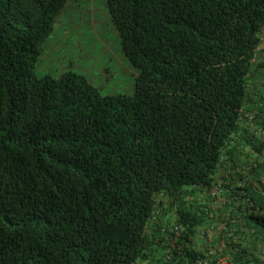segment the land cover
Here are the masks:
<instances>
[{
	"label": "trees",
	"instance_id": "1",
	"mask_svg": "<svg viewBox=\"0 0 264 264\" xmlns=\"http://www.w3.org/2000/svg\"><path fill=\"white\" fill-rule=\"evenodd\" d=\"M66 2L0 0V264H137L155 250L147 226L173 224L172 258L190 264L212 215L194 195L223 165L246 175L224 200L242 236L223 242L228 264H264V140L243 112L264 67V0H104L132 93L102 92L71 63L35 74Z\"/></svg>",
	"mask_w": 264,
	"mask_h": 264
},
{
	"label": "rangeland",
	"instance_id": "2",
	"mask_svg": "<svg viewBox=\"0 0 264 264\" xmlns=\"http://www.w3.org/2000/svg\"><path fill=\"white\" fill-rule=\"evenodd\" d=\"M42 48L43 51L35 68L37 76L42 74L57 76L71 63L76 72L84 74L102 92L132 93L134 89L136 70L121 52L119 37L109 20L104 0H67L66 5L55 18L53 30L43 42ZM257 90L260 94L263 93L260 88ZM260 101L261 99L251 103L246 112L243 110L244 113L255 115L252 124L248 123L250 130L264 128ZM252 142L255 146L260 145L256 138ZM251 150V148L246 149L250 161L253 159ZM248 166L243 165L241 169L246 171ZM242 176L240 180V173H236L233 167L220 168L213 185L220 184L223 191L217 196H212L210 187L206 191L199 190L194 195V200L197 203H204L212 213L211 219L200 224L197 229L209 231L210 239L216 237L219 248L217 250L214 247L213 255L223 256L224 259L229 257L230 253L223 242L235 243L240 237L242 238L240 230L232 231L225 224L227 214L224 204L226 195H230V189L242 184V180L245 182L246 175ZM167 212L166 200L163 199L156 215L164 228L174 223L173 216L166 218ZM237 223L238 221H235L232 227ZM164 247L165 245L162 246V251ZM255 248L260 259L264 261V247L257 244Z\"/></svg>",
	"mask_w": 264,
	"mask_h": 264
},
{
	"label": "crops",
	"instance_id": "3",
	"mask_svg": "<svg viewBox=\"0 0 264 264\" xmlns=\"http://www.w3.org/2000/svg\"><path fill=\"white\" fill-rule=\"evenodd\" d=\"M78 1H82V0H78ZM263 29H264V27H263ZM248 82H249V84L247 85V90L249 93L248 94L249 98H248V101L245 102L244 107H243V110L245 112L248 108H250L251 103H254L256 100H259V99L264 100V89L261 86L264 83V67L255 70L254 74L252 75V77L249 79ZM258 88H260V91L263 92L262 94L259 93V91L257 90ZM221 168H225L224 165ZM228 196L229 195H226V197H228ZM161 198H162L161 196L158 197L159 201L161 200ZM162 200H163V198H162ZM211 208H213V205H211ZM167 217H168V214H166V218ZM239 224H240V222L235 224L234 227H232L233 224L230 225L229 227L232 231H234L236 229L240 230ZM146 232L148 234H152L153 237L155 238L156 243H154L152 245V247L155 250H153L151 252V256L149 257V259L140 260V261H138L137 264H159L161 262L162 246H163V242L166 240V236L164 235L163 230L158 229L157 226L148 225L146 228ZM164 236H165V239H163ZM210 237L211 236L208 235L207 232L203 233V231H201V229H200V231H197L196 233H194L193 244L195 245L196 248L209 249V251H212V250H214L215 246L216 247L218 246V241H216L217 240L216 237H214V239H210ZM222 246L223 245H221V247ZM229 261H230V256L226 257V259H224L223 256H221V257L217 256L215 259V264H227Z\"/></svg>",
	"mask_w": 264,
	"mask_h": 264
},
{
	"label": "built area",
	"instance_id": "4",
	"mask_svg": "<svg viewBox=\"0 0 264 264\" xmlns=\"http://www.w3.org/2000/svg\"><path fill=\"white\" fill-rule=\"evenodd\" d=\"M261 37H262L261 43L257 47L256 51H258L259 54L262 56L264 55V29L261 33ZM245 118L249 123H252L254 121L255 115L253 113L250 114L248 113L245 115ZM252 131L258 138L264 140V129L252 130ZM263 182L264 181H262V183ZM211 188L212 190L210 194L212 196H217L223 191V187L220 184L212 185ZM201 231L203 230L201 229ZM163 232L164 235L166 236V240L163 242V246L165 245V247L163 248L164 251H162L161 264H176L179 258L178 257L172 258L175 256L173 255V249L176 247L177 242L180 243L179 239L181 237L182 227L180 224H173L171 226H168L166 229H164ZM206 232L208 233L209 231H203V233ZM165 236L163 239H165ZM214 257L215 256L213 255V251H209L206 255H204L203 257H198L197 259L193 260L190 264H214L213 263V260H215Z\"/></svg>",
	"mask_w": 264,
	"mask_h": 264
},
{
	"label": "bare ground",
	"instance_id": "5",
	"mask_svg": "<svg viewBox=\"0 0 264 264\" xmlns=\"http://www.w3.org/2000/svg\"><path fill=\"white\" fill-rule=\"evenodd\" d=\"M83 20V19H82ZM83 22V21H82ZM89 33V32H88ZM70 45V44H69ZM65 46V45H64ZM67 47V46H66ZM61 50V49H60ZM57 51V50H56ZM65 51V50H64Z\"/></svg>",
	"mask_w": 264,
	"mask_h": 264
}]
</instances>
